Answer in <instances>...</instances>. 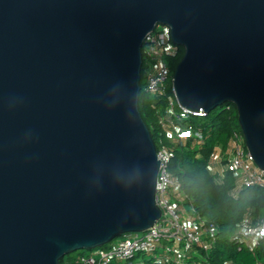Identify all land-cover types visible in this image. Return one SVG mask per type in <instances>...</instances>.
I'll use <instances>...</instances> for the list:
<instances>
[{"label":"water","instance_id":"95a60500","mask_svg":"<svg viewBox=\"0 0 264 264\" xmlns=\"http://www.w3.org/2000/svg\"><path fill=\"white\" fill-rule=\"evenodd\" d=\"M185 52L179 105L235 104L264 171V0H0V264H61L161 217L143 45Z\"/></svg>","mask_w":264,"mask_h":264},{"label":"trees","instance_id":"16d2710c","mask_svg":"<svg viewBox=\"0 0 264 264\" xmlns=\"http://www.w3.org/2000/svg\"><path fill=\"white\" fill-rule=\"evenodd\" d=\"M176 46L168 57L173 73L185 52L183 46ZM146 75L143 50L139 109L157 149L164 144L174 151L169 163L175 181L172 194L178 197L186 194L189 200L185 199L183 204H193L215 231L214 242L209 248L198 244L188 246L182 264H264V235L253 244L237 231L242 227L254 229L264 218V185L238 188V176L233 171L227 170L220 177L211 169L217 150L220 149L225 157L234 132L242 133L237 107L226 102L206 114H190L182 119L166 117L164 109L174 95L172 83L169 82L165 94L152 96L145 91ZM161 118L173 123H163ZM189 127L194 129L192 136L176 137V128ZM224 162L222 158L221 166ZM165 246L166 241H163L153 253H140L124 264H176ZM78 258L79 255H65L61 264H81Z\"/></svg>","mask_w":264,"mask_h":264},{"label":"built area","instance_id":"2783aa9c","mask_svg":"<svg viewBox=\"0 0 264 264\" xmlns=\"http://www.w3.org/2000/svg\"><path fill=\"white\" fill-rule=\"evenodd\" d=\"M176 47L167 25L157 24L147 33L143 50L147 72L145 91L150 95L165 94L169 82L172 83L173 72L168 57L176 50ZM164 113L166 117L170 116L169 118L172 119L187 118L190 114H204L181 107L175 93L169 99ZM161 121L173 123L172 120L168 121L165 118H161ZM175 133L177 138H186L193 135L194 129L192 127L176 128ZM225 155V162L221 167L211 165L213 172L222 177L227 170L233 171L238 176V188L256 184L264 185V171L256 164L248 150L243 133L234 132ZM157 156L160 159V168L156 186V202L162 209L160 219L144 232L126 233L109 244L92 249L90 254H79V263L124 264L131 262L140 253H153L160 243L166 241V252L173 255L176 264H182L188 246L198 244L209 248L212 245L215 239L213 227L207 225L206 219L197 212L193 204H183L185 199L189 200L186 194L182 197L172 194L175 181L169 169V163L174 156V151L162 144L157 149ZM237 231L244 236L249 235L248 239L255 244L264 235V218L254 229L242 227ZM208 236L211 238L208 239Z\"/></svg>","mask_w":264,"mask_h":264},{"label":"rangeland","instance_id":"374dc122","mask_svg":"<svg viewBox=\"0 0 264 264\" xmlns=\"http://www.w3.org/2000/svg\"><path fill=\"white\" fill-rule=\"evenodd\" d=\"M217 156V157H216ZM222 158H224V154H222V152H221V150L220 149H218L217 150V152H216V155H215V157L213 158V164H216L217 166V168L218 167H221V159ZM248 237H249V235L247 236H245V238H247L248 239ZM91 253V250H78V251H75V252H73V253H71V254H73L74 256H78L79 254H90Z\"/></svg>","mask_w":264,"mask_h":264}]
</instances>
